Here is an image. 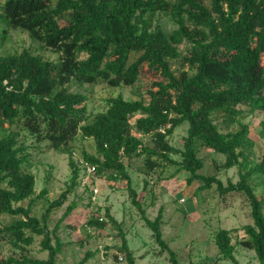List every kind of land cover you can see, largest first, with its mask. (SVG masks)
Masks as SVG:
<instances>
[{"label":"trees","instance_id":"16d2710c","mask_svg":"<svg viewBox=\"0 0 264 264\" xmlns=\"http://www.w3.org/2000/svg\"><path fill=\"white\" fill-rule=\"evenodd\" d=\"M0 15L8 27L27 31L43 49L59 54L56 62L29 50L0 55V130L6 126L9 130L0 139V215L17 217L0 226V242L24 252L35 235L43 236L42 249L48 252L46 260L10 255L0 264H57L63 245L58 237L52 244L49 216L64 205L83 175L71 150V184L42 218L33 216L35 203L47 190L34 197L36 178L25 169L31 155L21 139L23 132L38 143L48 141L53 149L70 146L79 133L92 139L97 152L84 158L109 182L127 183L133 205L171 264L180 263L163 238V209L155 220L146 216L125 160L146 157L149 172L173 165L177 170L170 178L186 171L189 185L198 182L203 189L216 185L221 196L244 194L254 222L241 228L244 236L238 241L264 264V198L252 185L254 177H264V159L251 164L248 151L255 143L250 125L243 122L244 116L264 113V0H4ZM158 15L170 17L175 29L167 32L155 20ZM6 33L0 32V44ZM172 61H180L178 72ZM144 67L158 77L148 92L149 102L118 95L108 99L105 111L91 121L87 97L70 90L73 83L133 87ZM184 123L189 127L179 150L168 139ZM168 124L171 128L165 134L158 132ZM235 124L240 129L230 130ZM260 128L264 137V121ZM146 136L152 137V145L145 142ZM197 145L225 157L218 170L241 166L246 172L240 173L237 183L229 180L227 185L217 175L200 173L204 160ZM174 155L182 159L177 161ZM74 208L71 203L63 218ZM107 225L117 230L116 237L122 240L118 250L127 264H137L109 209L104 215L94 213L87 226L100 233ZM214 241L225 260L240 264L230 230H220ZM93 255L88 253L78 264H86Z\"/></svg>","mask_w":264,"mask_h":264},{"label":"rangeland","instance_id":"374dc122","mask_svg":"<svg viewBox=\"0 0 264 264\" xmlns=\"http://www.w3.org/2000/svg\"><path fill=\"white\" fill-rule=\"evenodd\" d=\"M206 3L209 0H204ZM4 0H0L1 4ZM167 32L175 29L170 17L164 15L156 16ZM6 30L4 40L0 44V55L8 56L20 54L29 50L33 55L42 57L45 60L58 61L59 54L52 50L43 49L41 44L31 38L29 33L20 28H11L3 23L0 15V32ZM136 57L134 56L133 59ZM264 64V58H263ZM181 68L180 61H172V69L178 72ZM158 80L157 75L147 67L139 81L133 87H108L105 84H79L73 83L70 90L81 93L87 97L88 113L90 121L97 114L104 112L107 100L122 95L126 100H144L149 102V90L153 83ZM222 121L219 119L218 123ZM264 121V113L256 112L243 117V122L250 125V137L254 140L253 149L248 151L251 164H259L264 159V137L260 136V126ZM188 123H184L176 129L168 141L176 149L183 150L184 138L187 136ZM239 124H235L230 130L237 131ZM9 133L6 129L0 130V139ZM23 141L30 146V162L25 169L36 178L35 196L43 190H47L44 198L37 200L33 207V216L42 218L50 203L60 198L71 184L72 170L69 165V152L74 151L75 157L84 158L85 154H96L95 142L92 139L84 138L79 133L70 146L53 149L48 141L38 143L35 137L22 133ZM148 145H152V137H144ZM199 157L204 160V168L200 173L212 176L217 175L224 185L231 180L237 183L240 173L246 169L238 166L228 171L218 170L225 157L218 155L207 148L197 145ZM146 157L134 158L131 161L125 160L129 173L132 177L133 188L139 194L143 210L150 220H155L160 209H163V238L170 248L178 254L180 264H233L225 260L220 254L214 241V236L222 229L230 230L232 244L235 246V257L240 264H259L255 251L247 249L239 244V238L244 236L243 226L253 224L251 208L246 196L242 193H229L221 196L214 185L210 189H203L202 184L194 182L189 185L187 179L189 173L179 172L174 178L177 167H159L154 172H149L145 166ZM173 158L180 161V155ZM146 181L148 184L146 185ZM94 182L99 188L97 199L99 211L104 215L107 209L121 224L129 248L137 258V264H171L167 252L161 251L160 246L152 238L153 232L147 227L139 209L133 205L130 192L125 181L109 182L106 177L96 175ZM252 185L256 194L264 198V177L255 178ZM187 197L185 204L180 199ZM75 204L72 213L63 218L70 204ZM29 200L22 203L28 206ZM90 192L80 184L68 196L64 205L54 210L49 216V231L52 244L55 245L58 237L62 243V252L58 255L57 264H78L88 253L94 254L86 264H127V259L118 250L122 240L112 225H107L104 232L88 229V223L93 218ZM17 217L0 215V226L11 224ZM238 236V237H237ZM43 236H34L32 245L24 252H15L5 241L0 242V260L10 255L21 257L22 254L30 257L46 260L48 252L43 251ZM113 239V241H111ZM100 246L108 247L109 254L104 258ZM114 252L121 253L125 261L120 263L115 258Z\"/></svg>","mask_w":264,"mask_h":264},{"label":"built area","instance_id":"2783aa9c","mask_svg":"<svg viewBox=\"0 0 264 264\" xmlns=\"http://www.w3.org/2000/svg\"><path fill=\"white\" fill-rule=\"evenodd\" d=\"M170 128H171V124H168L166 126L159 128L158 132L165 134L166 131ZM73 155L75 156V152H73ZM75 159L78 161L79 165L83 169V175L79 179V184L83 188H87L90 192L91 205H92L93 213L99 212L97 199H98L100 191H99L98 186L94 182V177L97 175V166L91 162H88L85 158L75 157ZM186 202H187V197L180 199L181 204H185ZM100 221H103V218H100ZM88 229H90L91 231L92 230L97 231L96 228L88 227ZM111 241H113V239ZM100 249L104 254V258L106 259L105 256H107L109 254V250L107 249V247L104 248L103 246H100ZM113 255L118 257V262L122 263L125 261V258L121 253L114 252Z\"/></svg>","mask_w":264,"mask_h":264}]
</instances>
